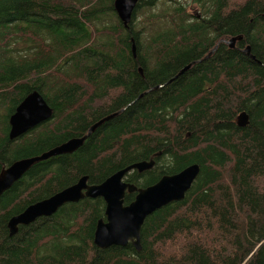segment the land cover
I'll return each instance as SVG.
<instances>
[{
  "label": "trees",
  "instance_id": "obj_1",
  "mask_svg": "<svg viewBox=\"0 0 264 264\" xmlns=\"http://www.w3.org/2000/svg\"><path fill=\"white\" fill-rule=\"evenodd\" d=\"M168 1L142 0L125 28L115 0H0V171L121 111L0 196V264H264V0H192L202 21ZM143 8L147 18L135 21ZM237 36L235 48L221 42L207 57ZM32 92L52 117L10 140L9 118ZM150 159L153 168L124 181L145 188L191 165L199 174L183 200L145 219L139 251L93 245L101 198L64 204L9 235L27 206Z\"/></svg>",
  "mask_w": 264,
  "mask_h": 264
},
{
  "label": "water",
  "instance_id": "obj_2",
  "mask_svg": "<svg viewBox=\"0 0 264 264\" xmlns=\"http://www.w3.org/2000/svg\"><path fill=\"white\" fill-rule=\"evenodd\" d=\"M140 1L142 0H115V13L125 28L131 23L133 13ZM241 40L242 36H237L228 41H219L210 53L214 52L221 42L233 49L236 42ZM132 50L134 52V47ZM249 51V46L243 50L247 55ZM189 67H185L179 74L188 70ZM120 112L102 119L81 138L68 140L37 157L16 161L2 169L0 171V196L20 180L34 164L75 152L96 128L116 117ZM51 117L52 111L43 97L37 92L30 93L19 103L9 118L10 140L23 136ZM236 125L240 128L248 125V115L245 112L237 115ZM153 164V160L132 164L95 185L87 184V177H82L74 185L27 206L22 213L10 218L7 224L9 235L14 236L19 226H27L39 218L52 216L64 204L77 203L85 198H101L105 203V222L100 220L97 223L93 245L99 249H107L114 246L125 247L131 243L136 251H139L140 232L145 219L162 207L183 200L199 174L198 165H191L179 173L162 176L155 184L145 188H137L123 182L128 172L133 170L142 173L151 169ZM132 193H135L133 201L124 205L125 195Z\"/></svg>",
  "mask_w": 264,
  "mask_h": 264
},
{
  "label": "rangeland",
  "instance_id": "obj_3",
  "mask_svg": "<svg viewBox=\"0 0 264 264\" xmlns=\"http://www.w3.org/2000/svg\"><path fill=\"white\" fill-rule=\"evenodd\" d=\"M164 1H166L165 3L168 5L171 4V2L168 0H159V4L163 3ZM177 1L181 4L180 6L184 10V12H187V14L191 16L190 18L192 21H195V20L202 21L203 12H202V10H200L197 7V5L194 2H192V0H177ZM236 3L237 2L235 0H233L232 6L235 5ZM143 6H145V5H143ZM156 12H157V10L155 9L154 13H156ZM146 15H148V10L146 8H143L136 14L134 20L142 22V21H144V19L147 18V17H145ZM138 24H140V23H138ZM138 30L139 31L141 30L140 26L138 27Z\"/></svg>",
  "mask_w": 264,
  "mask_h": 264
},
{
  "label": "flooded vegetation",
  "instance_id": "obj_4",
  "mask_svg": "<svg viewBox=\"0 0 264 264\" xmlns=\"http://www.w3.org/2000/svg\"><path fill=\"white\" fill-rule=\"evenodd\" d=\"M213 53H214V52L210 53V51H209V52L207 53V57L209 58ZM96 129H97V128H96ZM88 131H89V130H88ZM94 131H95V130H94ZM94 131H93V132H94ZM93 132H92V133H93ZM92 133H91V134H92ZM86 134H87V132H86ZM86 134H85V135H86ZM91 134H90V135H91ZM90 135H89V137H90ZM89 137H87L86 140H87ZM86 140H85V141H86ZM85 141H84V142H85ZM83 144H84V143H83ZM78 149H79V148H78ZM78 149H77V150H78ZM73 153H74V152H73ZM68 155H69V154H68ZM150 160H152V159H150ZM152 168H153V167H152ZM149 170H150V169H149ZM132 171H133V170H132ZM146 171H148V170H146ZM136 172H137V171H136ZM143 172H145V171H143ZM143 172H142V173H143ZM128 173H129V172H128ZM138 173H139V172H138ZM139 174H141V173H139ZM125 176H126V175H125ZM123 182H125V181H124V178H123ZM125 183H126V182H125ZM87 184H88V183H87ZM131 185H133V184H131ZM135 187H136V186H135ZM29 225H30V224H29ZM27 226H28V225H27ZM130 244H131V243H130ZM127 245H128V244H127Z\"/></svg>",
  "mask_w": 264,
  "mask_h": 264
}]
</instances>
